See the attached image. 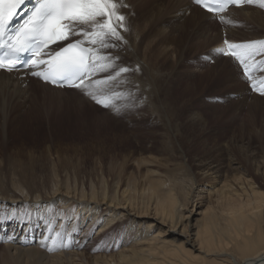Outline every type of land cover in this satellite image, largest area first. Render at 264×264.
<instances>
[{
    "label": "bare ground",
    "instance_id": "1",
    "mask_svg": "<svg viewBox=\"0 0 264 264\" xmlns=\"http://www.w3.org/2000/svg\"><path fill=\"white\" fill-rule=\"evenodd\" d=\"M122 1L127 5L120 8L128 28L122 32L126 43L108 51L118 54L120 66L138 70L127 73L133 81L122 79L119 86L133 89L130 102L145 100L129 108L131 114L151 112L142 122L132 120L138 126L135 130L143 122L159 119L164 125L157 127L166 133L148 135L151 147L130 142L127 136L112 138L108 144L103 141L91 170L71 165L51 145L37 161V153L27 154L24 163V154L15 152L4 160V167L0 163V239H4L0 264H264L263 176L253 169L256 159L250 155L260 149L264 159V137H258L261 147H255L251 137L258 115L264 113V93L250 94L230 59L216 58L212 67L200 62L198 68L207 69L199 75L208 76L213 88L236 94H232L234 112L248 106L255 120L254 128L242 123L223 149L211 142L207 119L193 113L202 86L183 85L192 76L189 70L181 72L184 63L190 61L191 66L198 56H212L223 32L239 44L264 40V7L234 9L221 25L191 0ZM193 51L197 57L186 60ZM254 57L264 68V52ZM180 90L188 99L184 103L177 98ZM249 98H253L249 105H241ZM89 101L75 91L0 73L1 137L22 129L20 123L33 121L28 110H48V115L63 106L71 116L82 115L83 110L96 109ZM234 120L231 116L229 125ZM225 132L230 134L231 127ZM189 145L198 150L194 161L185 160ZM132 148L153 157L134 160L138 168L127 174L126 164L135 154L118 159L117 152ZM155 155L162 157L164 173L153 167H160ZM226 162V173L221 174L218 170ZM141 167H146L144 173ZM204 192L210 199L206 198V207L198 208Z\"/></svg>",
    "mask_w": 264,
    "mask_h": 264
},
{
    "label": "snow or ice",
    "instance_id": "2",
    "mask_svg": "<svg viewBox=\"0 0 264 264\" xmlns=\"http://www.w3.org/2000/svg\"><path fill=\"white\" fill-rule=\"evenodd\" d=\"M254 0H194L209 12L220 13L227 6L253 3ZM264 7V0H258ZM0 0V69L9 72L21 68L40 69L32 75L51 83L75 87L96 104L119 113L117 103L122 93L115 88L123 81L122 73L137 69L118 66L119 56L109 49L126 43L122 32H127L126 17L120 12L126 7L122 0ZM26 12L22 22L11 27L13 21ZM222 18V17H221ZM223 19V18H222ZM80 37L79 39H70ZM69 41L67 44L61 42ZM231 49L217 48V54L229 55L248 70L246 58L264 52V40L243 44L224 41ZM52 45H58L52 48ZM28 54V59H22ZM42 66V67H41ZM108 73L95 79L97 73Z\"/></svg>",
    "mask_w": 264,
    "mask_h": 264
},
{
    "label": "rangeland",
    "instance_id": "3",
    "mask_svg": "<svg viewBox=\"0 0 264 264\" xmlns=\"http://www.w3.org/2000/svg\"><path fill=\"white\" fill-rule=\"evenodd\" d=\"M224 34L225 33L223 32L221 36L223 37ZM212 36H214V34ZM194 54H195V51L188 53L186 60L196 58L197 56L194 57ZM199 59L200 58H198L197 60ZM188 63H190V61ZM116 64L120 66L121 65L120 60L119 62H116ZM183 65H184L183 67L185 68L184 69L181 68V72L186 74V71L189 70L188 72L191 73L192 78L190 77L191 79L185 80L186 84H183L184 82L182 81L183 82L182 84L186 86L189 84L190 85L194 84V82L195 83L197 82L198 85L202 86L201 95L199 96V98H195V100L199 102L198 103L199 105L194 103L195 106L193 107L196 109L194 110L193 113L200 115V117L198 116L199 118L205 117L207 119V124L209 125L207 131L212 133L213 135V136L210 135L211 142H213L214 144L220 143L219 147L223 149L224 148L227 149L229 144L233 140L231 138L232 135L234 134L235 131L237 133L239 132L242 123L251 125L252 128L255 127V125H253L255 120L251 112H248V109H249L248 106L247 107L240 106L238 107L237 110H235L237 112L236 113L234 112V107L232 106V103L236 101V100H233L234 98L233 96H235L236 94L230 92L229 90H220V88H216V87L213 88V82L209 81L208 76H206L205 74L199 75L202 70L206 71L204 67L197 68L198 65L197 67L196 65H194L192 68H190V64L184 63ZM132 78H133L132 75L127 74V73H122L121 76L119 77L120 80L124 79V81H133ZM202 81L204 82V84L202 83ZM125 86L126 84H124L123 87L121 88L120 86H118L117 90L115 89L116 92L123 94L121 99L117 102L119 105H121L120 106L121 111L119 113L113 111L111 108H104L96 104L92 99H89L90 100L89 102L96 109L92 110L88 108L89 110H83L82 115H80L81 114L80 112V113L72 114L71 116L68 113L67 109L63 106H56L53 110H50L52 112L48 115H47L48 110L44 112L40 111L39 113L34 110L33 111L28 110V117H30L31 115L32 118L30 120H33V121L29 122V120H26L25 123H20L19 127L22 126V129L20 130L18 129L17 131H12L9 135L6 134L5 135L6 137L3 136V139L0 134V163L3 164V167H4L6 165L4 160L5 161L8 160L11 155L13 156L16 153L17 154L20 153L22 155L24 154V157L22 158V160L24 161V163H26L28 162L27 154L32 152V153H37L35 157L42 156L45 148L51 145V147L56 149L57 153H61V154L63 153V156L65 157V159L70 160L73 163L71 165L73 166L78 165L80 167L86 168L87 170H91L94 167V163H96V160H95L96 156L94 154L97 152V149H99L101 142L103 141H105L104 143L108 144L110 143V141H112V138L117 137L121 140L123 138L126 139L128 137V140L135 144L142 142L143 145H146L147 147L153 146V142L146 138L148 137V135H151V133L160 134L164 137L166 132H164L162 129L160 130V128L157 127V125L163 126L164 121L157 119V116H156L157 113H154L155 119H157L156 123L143 122L141 125H139V128L135 130V127H138V126H134L133 121L138 120L139 122H142L143 119L145 120V118L148 117L151 112L142 111V112H139L141 114L139 113L131 114L129 108L140 106L141 104L145 103V100L140 99L138 101L130 102L129 100L133 98V89L129 91L128 88H125ZM243 88L245 87L243 86ZM182 91L183 90L176 92L178 94L177 98H179V100H182V102L187 101L188 99H184L183 95H180L182 94ZM77 94L83 96L84 98H89L83 92H79V93L77 92ZM252 99L253 98H249L250 101L247 100L248 103L242 102L241 105L243 104L249 105V103L252 102ZM236 104H240V103L236 102ZM231 107H233V111ZM27 109H28V106L26 108H22L21 113H25ZM230 113H233V114H230ZM124 114L125 115L130 114V116H128L127 118V117H124L125 116ZM260 115H258L255 121L257 122L256 124L258 125V127L254 128V131L251 135V137L253 138L255 147L260 146V143L258 142V137L261 135L264 137V113L261 116ZM231 116H234V119L236 121L234 120L232 124L229 125L228 122L230 121ZM97 117L100 118L99 119L100 123L97 122ZM121 117H124L125 119ZM101 118H104V121ZM115 118H121V119H115ZM208 121L210 122L208 123ZM229 126L231 127L232 132H230V134L227 135V133L225 132V129H227V127ZM134 132H138V134ZM220 136L222 139L220 138ZM104 138H109V139L106 140ZM163 142L164 141L161 140V143ZM243 144L247 145V141H244ZM194 148L195 147H192L191 145H189V147L187 148V150L189 151L188 158H185V160H189V159H191V161L196 160L195 155L197 154L196 152L198 150ZM134 154H135V157H132L131 155H134ZM6 155L8 157H6ZM121 155L131 156L129 157L130 162L126 164V168H125V171L127 172V174L134 173L135 169L138 168V165L136 161L134 160H139L144 157L152 156L148 153H145L142 149H139V148H135V149L132 148V149H129V151H125L124 153L121 151L117 152L118 159L121 158ZM250 155L252 156V159H256V160H253L252 166L255 172H257L259 176L261 177L263 176L262 182L264 184V174H263L264 173V163H263L264 159L260 152V149H256L255 154L252 153ZM154 157L159 159L160 167H157V166L155 167L154 165L153 167L157 168L161 173H164L165 168L163 167V162L161 161L162 157L160 155H155ZM184 157H186V155H184ZM53 159L56 161L55 156H53ZM37 160H39L38 157L36 158V161ZM89 162H91V165H89ZM86 163H88V165H85ZM228 165H229V162H226L225 166H222V168L218 167L219 168L218 171L221 170V174L226 173L225 171L227 170L226 167ZM216 166L217 165H215L214 167ZM140 170L144 173L146 171V167H141ZM258 170L260 173L258 172ZM203 197L204 198H201V200L204 201V203L201 204L198 208H201L202 206L206 207V203L210 199V197H208L207 192H204ZM24 220L27 221L28 219L24 218ZM31 224L32 223H29L28 226H30ZM93 237L94 236L92 235L91 239ZM2 245L0 244V246Z\"/></svg>",
    "mask_w": 264,
    "mask_h": 264
}]
</instances>
